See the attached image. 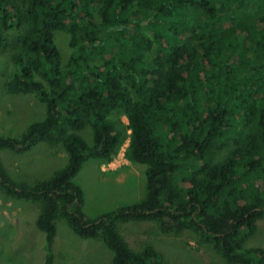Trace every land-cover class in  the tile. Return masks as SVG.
Returning <instances> with one entry per match:
<instances>
[{
    "label": "trees",
    "instance_id": "obj_1",
    "mask_svg": "<svg viewBox=\"0 0 264 264\" xmlns=\"http://www.w3.org/2000/svg\"><path fill=\"white\" fill-rule=\"evenodd\" d=\"M0 48L15 67L7 90L47 108L20 137L0 134V150L45 142L68 155L33 185L0 157V188L41 206L49 246L61 219L82 238L102 237L113 264H169L153 246L133 249L117 226L149 220L164 233L193 230L231 262L264 264V248L246 246L264 218V0H0ZM127 140L147 196L90 217L74 178L91 158L113 161Z\"/></svg>",
    "mask_w": 264,
    "mask_h": 264
},
{
    "label": "rangeland",
    "instance_id": "obj_2",
    "mask_svg": "<svg viewBox=\"0 0 264 264\" xmlns=\"http://www.w3.org/2000/svg\"><path fill=\"white\" fill-rule=\"evenodd\" d=\"M18 33L10 31L8 39L13 41ZM56 36L65 64L72 51L69 34L62 30ZM8 50L0 48V134L20 137L32 122L45 117L47 108L34 93L13 94L7 90L8 79L15 69ZM123 120L128 122L125 116ZM82 133L90 138L89 128ZM0 157L16 182L31 185L48 179L68 161L62 145L51 146L45 142L25 153L2 149ZM122 162L123 156L107 167L91 158L75 176L84 192L83 210L88 216L96 217L147 196L145 166L128 161V165L115 171ZM40 213L41 206L36 202L12 197L0 188V264H113V251L102 237L82 238L61 219L57 221L54 242L49 246L45 232L37 226ZM117 226L133 249L153 246L169 264H239L225 258L212 243L190 229L180 234L164 233L157 222L149 220L118 221ZM246 246L264 248V218Z\"/></svg>",
    "mask_w": 264,
    "mask_h": 264
},
{
    "label": "crops",
    "instance_id": "obj_3",
    "mask_svg": "<svg viewBox=\"0 0 264 264\" xmlns=\"http://www.w3.org/2000/svg\"><path fill=\"white\" fill-rule=\"evenodd\" d=\"M124 152H125V150H124ZM124 152L123 153H119V155H118V157H116L113 161H111L110 163H103L102 161H99V160H97L98 161V163L99 164H101L102 166H109V167H112V165H114V163L116 162V160H118L119 158H121V156H123V161L124 162H122L123 164H120L119 166H116V170L115 171H118L119 170V168L118 167H123L122 165H128V159L125 157V155H124Z\"/></svg>",
    "mask_w": 264,
    "mask_h": 264
}]
</instances>
